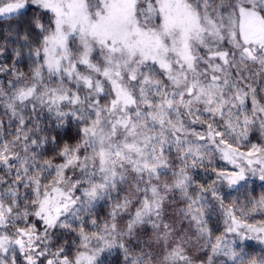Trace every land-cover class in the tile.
Wrapping results in <instances>:
<instances>
[{"label":"snow or ice","instance_id":"obj_1","mask_svg":"<svg viewBox=\"0 0 264 264\" xmlns=\"http://www.w3.org/2000/svg\"><path fill=\"white\" fill-rule=\"evenodd\" d=\"M0 264H264V0H0Z\"/></svg>","mask_w":264,"mask_h":264}]
</instances>
